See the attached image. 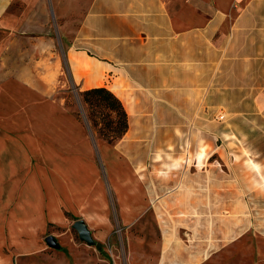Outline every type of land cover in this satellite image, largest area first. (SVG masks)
Returning <instances> with one entry per match:
<instances>
[{"label": "crops", "instance_id": "obj_1", "mask_svg": "<svg viewBox=\"0 0 264 264\" xmlns=\"http://www.w3.org/2000/svg\"><path fill=\"white\" fill-rule=\"evenodd\" d=\"M94 86L127 112L114 144L66 105L69 91ZM147 100L167 106L157 109L160 130L146 119ZM210 110L232 127L231 151L208 149ZM213 154L232 160L238 191L247 159L264 176V0H0V264H13L8 252L45 249L50 225L77 218L107 237L113 210L130 225L160 192L169 205L178 173L185 206L207 203ZM196 229L195 246L168 264H204L248 233L264 237L248 226L209 250L203 225Z\"/></svg>", "mask_w": 264, "mask_h": 264}, {"label": "rangeland", "instance_id": "obj_2", "mask_svg": "<svg viewBox=\"0 0 264 264\" xmlns=\"http://www.w3.org/2000/svg\"><path fill=\"white\" fill-rule=\"evenodd\" d=\"M71 28L72 26H68V29ZM147 104L153 117L146 119L153 121L156 130H160L164 121L157 109L167 108V106L156 101ZM66 105L74 117L88 124L96 138L102 139L87 119V109L81 101L80 94L76 95L69 91L66 94ZM137 113L135 112V115ZM219 115L220 111H209L208 149L220 152L231 151L234 145L229 144L225 136L232 135V127L223 128L224 116L219 118ZM171 118L174 119L173 113L166 116V119ZM179 120L181 119L177 121ZM241 131L247 133L248 130L246 127H241ZM177 147L179 151H184L180 150L179 140ZM214 157L216 154L212 155L208 165V188L203 191V197L208 200L207 203L203 202L195 206V203L188 202V206H185L184 177L178 173L175 176L176 186L173 183L170 184L169 205L163 200L164 192H160L161 200L156 201L153 207L146 209L144 214L130 225H123L113 210L111 233L102 238L91 233L94 239L92 244L78 237L76 230L71 226V221L65 227L50 225L47 232L55 238L57 247L46 244L45 249L41 251L23 255L15 254L14 251L8 252L12 257L11 262L13 264H168L170 260L179 261L183 258L186 244L193 243L195 246L196 236L199 235L196 233L197 226L203 225L204 243L208 244L209 250L226 245L223 243L225 240L248 226L264 231V176L257 175L247 159L246 165L240 168L242 175H235L242 182L241 190L238 191L229 184L234 180L229 167L232 160L223 161ZM184 161V154L176 159L177 169L184 166ZM241 161L243 163L244 160ZM245 180L256 183L258 188L249 189L243 184ZM200 193L198 192V196ZM193 197L195 198L194 192ZM201 209H203V216L197 214ZM201 219L204 220L202 224ZM71 220L73 221L74 217ZM237 226L239 227L236 229ZM226 247V251L209 257L204 264H264V237L262 236L248 233ZM168 252L170 253L165 257L164 254Z\"/></svg>", "mask_w": 264, "mask_h": 264}, {"label": "trees", "instance_id": "obj_3", "mask_svg": "<svg viewBox=\"0 0 264 264\" xmlns=\"http://www.w3.org/2000/svg\"><path fill=\"white\" fill-rule=\"evenodd\" d=\"M79 94L91 127L108 144L116 143L128 127L127 112L121 100L105 86L83 89Z\"/></svg>", "mask_w": 264, "mask_h": 264}, {"label": "water", "instance_id": "obj_4", "mask_svg": "<svg viewBox=\"0 0 264 264\" xmlns=\"http://www.w3.org/2000/svg\"><path fill=\"white\" fill-rule=\"evenodd\" d=\"M71 226H72V228H74L76 230L78 237L81 240L85 241L88 244H92L94 242V239L91 236V231L82 218L75 219L72 222ZM44 241L46 242V244L48 246H51V247H57L58 246V244H57L55 238L52 236V234H47L46 236H44Z\"/></svg>", "mask_w": 264, "mask_h": 264}]
</instances>
